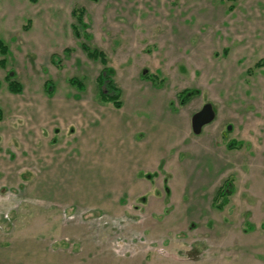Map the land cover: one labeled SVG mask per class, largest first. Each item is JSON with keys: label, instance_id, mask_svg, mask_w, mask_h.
<instances>
[{"label": "rangeland", "instance_id": "obj_1", "mask_svg": "<svg viewBox=\"0 0 264 264\" xmlns=\"http://www.w3.org/2000/svg\"><path fill=\"white\" fill-rule=\"evenodd\" d=\"M0 37V264H264V0H0Z\"/></svg>", "mask_w": 264, "mask_h": 264}, {"label": "trees", "instance_id": "obj_2", "mask_svg": "<svg viewBox=\"0 0 264 264\" xmlns=\"http://www.w3.org/2000/svg\"><path fill=\"white\" fill-rule=\"evenodd\" d=\"M228 2L234 3L236 0H226ZM30 2L35 3L37 0H30ZM229 10H233V6L229 7ZM83 9H77L72 11V16L76 20L77 25L72 26V31L76 38H81L80 35V27H84L83 24ZM87 38L86 35H84ZM82 50L86 53L87 57L90 60L98 61L102 69L96 78V85H97V97L100 103L102 104H111L114 108L120 109L122 107L121 101V90L114 84L112 80L113 70L108 66V59L106 55L97 49H92L87 44H81ZM9 54L8 46L0 37V68H5L7 64V56ZM261 64L258 63L255 66H260ZM143 72L142 78L148 79L151 81H156V76H150L149 74H145ZM5 80L7 81V88L8 91L12 94H19L22 92V86L19 82L16 81L15 76L12 73H7L5 76ZM69 84L74 86L78 91L85 90L84 84L81 80L77 78H71L69 80ZM44 90L48 94H52L54 90V84L52 81L48 80L44 83ZM191 93L188 90H184L179 93L177 96L182 100V98H188ZM232 146V145H231ZM234 188L233 184L230 180H226L222 187L219 189L217 193V199L223 200L217 205V208H221L224 203L227 202V198L233 193ZM216 199V200H217Z\"/></svg>", "mask_w": 264, "mask_h": 264}, {"label": "water", "instance_id": "obj_3", "mask_svg": "<svg viewBox=\"0 0 264 264\" xmlns=\"http://www.w3.org/2000/svg\"><path fill=\"white\" fill-rule=\"evenodd\" d=\"M203 111H207L208 112V118L206 120H202L200 122L197 121V115L193 117L192 119V126L194 131L197 133L200 130V127L203 126L204 124L208 123L211 121V115H210V111L209 109H204ZM228 129H230V127H228Z\"/></svg>", "mask_w": 264, "mask_h": 264}, {"label": "flooded vegetation", "instance_id": "obj_4", "mask_svg": "<svg viewBox=\"0 0 264 264\" xmlns=\"http://www.w3.org/2000/svg\"><path fill=\"white\" fill-rule=\"evenodd\" d=\"M198 116L197 117V121L198 122H200V121H202V120H206L207 118H208V112L207 111H199V112H197L194 116ZM193 116V117H194ZM228 127H230V126H228ZM228 127H227V129H228ZM230 129H231V127H230ZM230 129H228V130H230ZM222 187V186H221Z\"/></svg>", "mask_w": 264, "mask_h": 264}, {"label": "crops", "instance_id": "obj_5", "mask_svg": "<svg viewBox=\"0 0 264 264\" xmlns=\"http://www.w3.org/2000/svg\"><path fill=\"white\" fill-rule=\"evenodd\" d=\"M145 72V71H144Z\"/></svg>", "mask_w": 264, "mask_h": 264}]
</instances>
